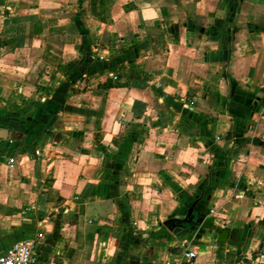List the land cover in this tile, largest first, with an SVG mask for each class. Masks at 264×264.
<instances>
[{
    "label": "crops",
    "instance_id": "crops-1",
    "mask_svg": "<svg viewBox=\"0 0 264 264\" xmlns=\"http://www.w3.org/2000/svg\"><path fill=\"white\" fill-rule=\"evenodd\" d=\"M0 126V254L264 263V0H0Z\"/></svg>",
    "mask_w": 264,
    "mask_h": 264
},
{
    "label": "built area",
    "instance_id": "built-area-1",
    "mask_svg": "<svg viewBox=\"0 0 264 264\" xmlns=\"http://www.w3.org/2000/svg\"><path fill=\"white\" fill-rule=\"evenodd\" d=\"M14 163L13 161H10ZM181 251H173L166 264H196L197 252L189 241H183ZM35 246L33 242L18 241L11 245L5 253L0 254V264H35Z\"/></svg>",
    "mask_w": 264,
    "mask_h": 264
},
{
    "label": "water",
    "instance_id": "water-1",
    "mask_svg": "<svg viewBox=\"0 0 264 264\" xmlns=\"http://www.w3.org/2000/svg\"><path fill=\"white\" fill-rule=\"evenodd\" d=\"M25 138V134L14 130L12 128H7V127H2L0 126V142L1 141H15V140H22ZM168 225H170L171 227H175L176 225H182V223L177 220V219H170L168 221ZM229 236V231L228 230H224L222 231V233L220 234V241H226L228 239Z\"/></svg>",
    "mask_w": 264,
    "mask_h": 264
},
{
    "label": "trees",
    "instance_id": "trees-1",
    "mask_svg": "<svg viewBox=\"0 0 264 264\" xmlns=\"http://www.w3.org/2000/svg\"><path fill=\"white\" fill-rule=\"evenodd\" d=\"M260 264H264V263H260Z\"/></svg>",
    "mask_w": 264,
    "mask_h": 264
}]
</instances>
